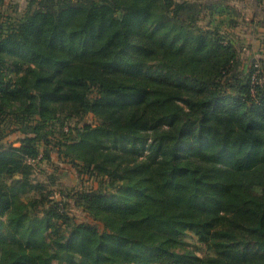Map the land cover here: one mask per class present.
Segmentation results:
<instances>
[{
    "label": "trees",
    "instance_id": "obj_1",
    "mask_svg": "<svg viewBox=\"0 0 264 264\" xmlns=\"http://www.w3.org/2000/svg\"><path fill=\"white\" fill-rule=\"evenodd\" d=\"M26 2L0 0V141L22 132L0 142V264H264V73L235 72L215 1ZM49 146L95 179L69 196L101 229L32 178Z\"/></svg>",
    "mask_w": 264,
    "mask_h": 264
},
{
    "label": "rangeland",
    "instance_id": "obj_2",
    "mask_svg": "<svg viewBox=\"0 0 264 264\" xmlns=\"http://www.w3.org/2000/svg\"><path fill=\"white\" fill-rule=\"evenodd\" d=\"M26 1L12 0V5H18L17 12L10 10L13 16L20 15L19 13L26 7ZM213 1H215L214 6L216 5V7L212 16L205 17L202 23H209L211 27L217 26L223 36L235 42L239 49L235 72L247 73L252 62H256L259 71L264 73V8L257 4V0ZM8 8L6 7V9ZM262 78L264 79V76ZM98 122L99 119L92 114H87L79 122V125L85 123L94 125ZM14 126L7 121L4 122L1 134L4 137L0 142L18 145L16 141L22 136V132L16 130ZM41 149L43 150L44 146H41ZM47 150L50 153V158H42L32 166V178L47 183L48 187L44 190L43 195L46 196L51 190L53 193L50 194L48 202L65 204L68 214L74 220L90 222L101 229L102 224L82 211L79 206L72 202L69 196L71 192L85 190L87 187L95 185V179L85 173V170L81 167H75L68 161L59 158L53 147L49 146ZM31 195L32 193L24 194L23 198L27 200ZM261 195H264V193H261ZM40 211L41 209L38 208L34 210L36 214H40ZM182 246L194 249L199 253L205 250V246L190 231L184 238Z\"/></svg>",
    "mask_w": 264,
    "mask_h": 264
}]
</instances>
